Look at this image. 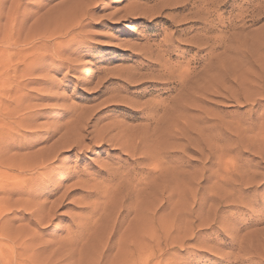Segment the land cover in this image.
Wrapping results in <instances>:
<instances>
[{"label": "rangeland", "instance_id": "374dc122", "mask_svg": "<svg viewBox=\"0 0 264 264\" xmlns=\"http://www.w3.org/2000/svg\"><path fill=\"white\" fill-rule=\"evenodd\" d=\"M0 166V264H264V0H0Z\"/></svg>", "mask_w": 264, "mask_h": 264}, {"label": "bare ground", "instance_id": "6f19581e", "mask_svg": "<svg viewBox=\"0 0 264 264\" xmlns=\"http://www.w3.org/2000/svg\"><path fill=\"white\" fill-rule=\"evenodd\" d=\"M140 13V12H139ZM129 15V14H128ZM47 165V164H46ZM1 167V166H0ZM50 167L51 166H45V164H43V163H39V165L37 166V169H42V170H44V171H47V170H49L50 169ZM52 169H53V167H51ZM5 173V172H4ZM20 174V173H19ZM3 176L4 175H2V173H1V171H0V183L2 182V181H4L3 179ZM5 177V176H4ZM12 177V176H11ZM6 179H9L10 177H9V175L8 174H6V177H5ZM23 183V182H22ZM3 184V183H2ZM2 184H0V185H2ZM14 184V183H13ZM72 185V184H71ZM79 187H80V185H79ZM65 190V189H64ZM95 211V210H94ZM31 213V212H30ZM0 214H2V213H0ZM29 228V227H28ZM28 232H30V231H28ZM27 234V233H26ZM1 235V234H0ZM11 235V234H10ZM30 235V234H29ZM32 235V234H31ZM17 240V239H16ZM2 241V240H1ZM24 241V240H23ZM1 243V242H0ZM9 243V242H8ZM21 243H23V242H21ZM36 245V244H35ZM46 245V244H45ZM12 246H13V244H12ZM11 246V247H12ZM20 246V245H19ZM42 247V246H41ZM4 248V247H3ZM19 248V247H18ZM5 249V248H4ZM37 249V248H36ZM6 250V249H5ZM10 251V250H9ZM8 251V252H9ZM34 251V250H33ZM11 253V252H10ZM23 254V253H22ZM24 261V260H23Z\"/></svg>", "mask_w": 264, "mask_h": 264}]
</instances>
